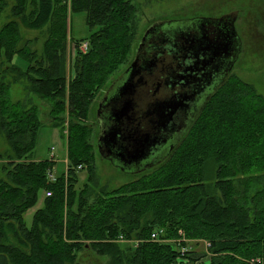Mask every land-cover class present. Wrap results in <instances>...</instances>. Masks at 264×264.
<instances>
[{"label": "trees", "instance_id": "trees-1", "mask_svg": "<svg viewBox=\"0 0 264 264\" xmlns=\"http://www.w3.org/2000/svg\"><path fill=\"white\" fill-rule=\"evenodd\" d=\"M28 1L15 0L19 23L0 28L7 64L0 79L10 75L12 85H22L44 107L39 112L12 103L9 83H0V132L9 146L0 155V264H76V253L86 249L109 264H203L193 250L184 263L171 244L151 242L157 229L166 239H179L181 232L189 243L202 240L208 264H264V98L250 84L227 78L156 171L89 192L95 153L88 121L108 76L133 45L136 8L131 0ZM4 5L0 0V10ZM74 13L85 14L90 34L82 40L70 34ZM19 24L45 35L40 53L28 42L18 46ZM42 111L65 141L68 172L58 169L52 184L46 173L53 161L32 158ZM78 166L87 178L76 189ZM253 181L257 189L248 193ZM47 191L51 195L27 224L24 214Z\"/></svg>", "mask_w": 264, "mask_h": 264}, {"label": "water", "instance_id": "water-1", "mask_svg": "<svg viewBox=\"0 0 264 264\" xmlns=\"http://www.w3.org/2000/svg\"><path fill=\"white\" fill-rule=\"evenodd\" d=\"M236 16L237 13H230L217 19L161 21L144 32L136 53L148 49L143 43L148 37L152 38L157 32H164L170 27L176 29L191 25L211 29L209 33L186 32L175 37L159 33L152 39V45L157 43L159 50L145 58L142 56L141 60L134 58L126 71L127 82L113 98V121L106 124L108 129L105 135L110 144L113 147L117 144L118 148H113V158L102 156L99 152L103 159L110 160L112 166L123 172L133 169V173L163 162L211 95L226 80L237 61L241 52V39L235 30ZM166 58L188 61V64L164 68L162 61ZM156 73L165 78L161 79V85L164 84L168 89L175 86L177 89L155 93L160 86L146 87L147 78ZM182 117L186 118V125L179 133L177 128ZM158 151L163 153L162 156L155 161L150 160L152 154L160 153ZM117 160H121L124 165ZM136 162H141L142 166H128Z\"/></svg>", "mask_w": 264, "mask_h": 264}, {"label": "rangeland", "instance_id": "rangeland-1", "mask_svg": "<svg viewBox=\"0 0 264 264\" xmlns=\"http://www.w3.org/2000/svg\"><path fill=\"white\" fill-rule=\"evenodd\" d=\"M29 3L31 0L28 1ZM135 6L136 11L134 15V25L131 28L134 34L133 45L128 54L121 62L116 65L117 69L108 76L107 83L100 91L92 106V113L89 118V125L91 126V140L93 143L95 158H94V181L89 185V192L99 191L107 188L108 190L115 189L122 184L132 180L139 179L157 170L162 165H155L151 168L144 169L139 173H133V169L128 172H123L119 168L112 166L105 161L97 152L96 140L98 136V126L96 111L98 101L101 99L104 91L108 86L115 81H118L120 74L133 61L134 54L138 48V43L141 40L144 32L153 24L161 21H187L196 18H213L217 19L230 13H237L235 20V30L241 39V52L234 64L231 72L227 76L237 77L241 81L253 86L255 92L264 98V0H131ZM4 7L0 10V28L6 23L15 20L19 23L18 18L13 15L12 7L15 0H4ZM28 7V10H30ZM19 40L18 46H23L28 42L30 50H36L40 53L45 40V35L42 31L27 30L19 24ZM45 29V28H44ZM43 29V30H44ZM70 34L73 40H82L89 36L90 31L85 22L84 13H74L70 20ZM76 43V42H75ZM80 50V49H79ZM73 44H68V60L73 53ZM81 53V52H80ZM0 53V72L6 69V62L2 59ZM70 65V63H69ZM70 69V71H69ZM67 70L68 78L73 75L71 68ZM226 78V80H227ZM0 83H9L8 99L12 103L23 102L25 106H37L39 112L43 109V102L32 94H27L26 90L19 83L11 84V76L7 75L4 79H0ZM214 113V112H212ZM211 113V116H212ZM42 126L38 131L36 140V147L33 151L32 158L38 160H50V153H53V164L58 169H64V161L66 160L65 141L60 137L59 130L52 128L47 122V116L44 111L39 115ZM9 146L5 140L4 135L0 132V155L6 153ZM5 155L4 158L5 159ZM165 159L163 162H165ZM162 162V163H163ZM2 163H0L1 165ZM158 166V167H157ZM214 166L205 168L207 175L213 173ZM79 182L77 188L85 183L87 174L83 168L77 173ZM211 183V179H207V184ZM256 181H253L248 186V193L256 191ZM44 192L38 196V202L35 207L31 208L24 214L25 221L29 224L33 213L38 209L43 199ZM188 243L195 254L201 255L200 263L208 264L209 256L206 254L204 242L202 240H189ZM198 262V263H199ZM76 264H109L107 257L97 253L95 249L80 250L76 253Z\"/></svg>", "mask_w": 264, "mask_h": 264}, {"label": "flooded vegetation", "instance_id": "flooded-vegetation-1", "mask_svg": "<svg viewBox=\"0 0 264 264\" xmlns=\"http://www.w3.org/2000/svg\"><path fill=\"white\" fill-rule=\"evenodd\" d=\"M186 32H191L192 34H199L201 32H206L209 33L211 32V29L209 27H198V26H180L177 27L176 29L170 27L168 29H165L164 32H157L156 34H154V36L151 38L148 37L143 43L144 46H146L148 49H144L141 53H136L134 54V58H136L137 60H141L140 58H145L146 56H150L153 55V53L158 49L157 43H155V45H152V39L155 38L159 33H164V36H167L168 34H172L173 37H175L177 34H184ZM142 39V38H141ZM141 41V40H140ZM139 41V43H140ZM138 43V44H139ZM137 51V50H136ZM160 52V51H159ZM161 53V52H160ZM162 59V57H161ZM134 60V59H133ZM132 63V62H131ZM130 63V65H131ZM236 63V62H235ZM234 63V64H235ZM162 64L164 65V68L166 66L169 67H174V66H178V65H183L185 66L186 64H188V61L186 62H181L180 60H175V59H165L164 61H162ZM127 66V68L120 74L119 80L118 81H113L108 88L104 91L101 99L98 101V107H97V111H96V118L98 117L99 122L97 121V126H98V136H97V140H96V145H97V152H101L102 156L104 155L105 157H109V158H113L114 157V153H115V148H118V145L116 144L114 147L110 144V140L108 139V137L105 135L106 134V130L108 129V126L106 124L110 123L112 120L111 118V105H112V101L114 96L118 93V89L127 82V75H126V71L129 68V66ZM160 66V65H159ZM162 66V65H161ZM234 66V65H233ZM233 68V67H232ZM232 70V69H231ZM231 72V71H230ZM229 75V74H228ZM137 77H135L136 79ZM161 79H165L163 76H161L160 74H153L151 77L147 78V82L145 84V86L147 87L148 85H152L154 87H158L160 86L155 93H157V91L159 90H175L177 89L175 86H171L170 89H168L167 86H165L164 84L161 85ZM160 80V81H159ZM153 82V83H152ZM157 82V83H155ZM149 91L151 90L150 88H146ZM152 92V91H150ZM171 92V91H170ZM198 104L195 106V111L197 110ZM192 110V109H191ZM191 111L189 110L188 113H190ZM179 127L177 128V132H181L186 125V118L184 119L182 117L180 123H179ZM180 128V129H179ZM179 130V131H178ZM178 133V135H179ZM177 134V133H176ZM175 134V135H176ZM114 148V149H113ZM160 152V151H158ZM100 154V153H99ZM162 152L157 153L156 155L152 154V157L150 158V160H157L162 156ZM101 156V155H100ZM101 156V157H102ZM168 157V156H167ZM166 157V158H167ZM165 158V159H166ZM164 159V160H165ZM105 161H107L108 163L111 164V161L108 159H104ZM163 160V161H164ZM119 162V164H123L124 163L121 160H117ZM121 164V165H122ZM126 164V163H125ZM160 164V163H159ZM156 164V165H159ZM112 165V164H111ZM129 167H139L142 166L141 162H136V163H129L128 165Z\"/></svg>", "mask_w": 264, "mask_h": 264}, {"label": "built area", "instance_id": "built-area-1", "mask_svg": "<svg viewBox=\"0 0 264 264\" xmlns=\"http://www.w3.org/2000/svg\"><path fill=\"white\" fill-rule=\"evenodd\" d=\"M87 43L84 42L81 45H79V51L81 53H86L87 51ZM50 157H51V161H53L52 157H53V153H50ZM54 162V161H53ZM64 169L63 172L66 174L68 172V164H67V160L64 161ZM82 167L78 166L77 167V171L81 170ZM57 171H56V167H52L51 169H49L46 173V179L48 181V183H54L57 180ZM51 195L50 191H47L44 193L45 197H49ZM179 234L181 235L179 239L176 240H171V239H166L164 238V230L163 229H157L154 230L151 235H150V241L151 242H156V243H167V244H171L174 247V250L176 252L179 253L178 256V261L184 262V263H188V259L186 258V255L188 252L192 251V247L188 244L189 242L183 237V234L181 232H179ZM119 242L122 243H126L127 241L124 240L122 237L119 238L118 240ZM183 243H186L187 245L184 246ZM135 244H137V242H135ZM197 264V263H196Z\"/></svg>", "mask_w": 264, "mask_h": 264}, {"label": "crops", "instance_id": "crops-1", "mask_svg": "<svg viewBox=\"0 0 264 264\" xmlns=\"http://www.w3.org/2000/svg\"><path fill=\"white\" fill-rule=\"evenodd\" d=\"M39 208H40V207H39ZM36 210H37V209H36ZM36 210H35V211H36ZM25 222H26V221H25ZM30 222H31V221H30ZM26 223H27V222H26ZM27 224H28V223H27Z\"/></svg>", "mask_w": 264, "mask_h": 264}]
</instances>
